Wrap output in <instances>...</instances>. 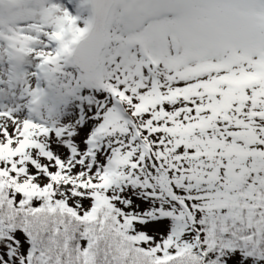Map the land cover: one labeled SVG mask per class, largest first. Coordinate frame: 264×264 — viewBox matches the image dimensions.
<instances>
[{
  "label": "snow or ice",
  "instance_id": "6c2138e0",
  "mask_svg": "<svg viewBox=\"0 0 264 264\" xmlns=\"http://www.w3.org/2000/svg\"><path fill=\"white\" fill-rule=\"evenodd\" d=\"M0 264H264V0H0Z\"/></svg>",
  "mask_w": 264,
  "mask_h": 264
}]
</instances>
